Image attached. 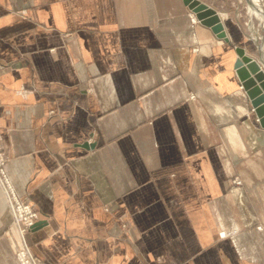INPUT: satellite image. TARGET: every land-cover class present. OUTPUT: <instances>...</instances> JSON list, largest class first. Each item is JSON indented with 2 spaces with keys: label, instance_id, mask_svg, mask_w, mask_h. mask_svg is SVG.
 <instances>
[{
  "label": "crops",
  "instance_id": "0c3cea01",
  "mask_svg": "<svg viewBox=\"0 0 264 264\" xmlns=\"http://www.w3.org/2000/svg\"><path fill=\"white\" fill-rule=\"evenodd\" d=\"M191 12L0 0V133L46 263L264 264V128L234 70L262 37L218 11L226 41ZM18 241L0 185V264Z\"/></svg>",
  "mask_w": 264,
  "mask_h": 264
},
{
  "label": "water",
  "instance_id": "95a60500",
  "mask_svg": "<svg viewBox=\"0 0 264 264\" xmlns=\"http://www.w3.org/2000/svg\"><path fill=\"white\" fill-rule=\"evenodd\" d=\"M247 2L250 5L253 4L251 0H247ZM184 3L196 14L201 24L209 27L217 37L229 41L224 22L215 7L203 0H184ZM262 43L263 38L258 44V57L248 53L243 46H235L237 56L234 62V70L253 112L264 128V55L261 48ZM85 147H95V143H86ZM43 222V220H39L34 227Z\"/></svg>",
  "mask_w": 264,
  "mask_h": 264
},
{
  "label": "built area",
  "instance_id": "2783aa9c",
  "mask_svg": "<svg viewBox=\"0 0 264 264\" xmlns=\"http://www.w3.org/2000/svg\"><path fill=\"white\" fill-rule=\"evenodd\" d=\"M189 15L192 23L198 22V18L194 12H191ZM195 50L197 49L195 48ZM194 97V95H191V98ZM7 161L8 156L3 146L2 134L0 133V185L7 199L11 215V225L16 228L19 235L18 246L15 252L16 259L19 264H48L35 255L27 238L29 231L41 220V212L28 198L22 197L17 192L7 170ZM233 181L237 185L241 184L238 177H234ZM263 228V225H257V229L262 230ZM237 232L236 229H224L220 231L219 235L220 237L231 238L236 245L235 236Z\"/></svg>",
  "mask_w": 264,
  "mask_h": 264
},
{
  "label": "rangeland",
  "instance_id": "374dc122",
  "mask_svg": "<svg viewBox=\"0 0 264 264\" xmlns=\"http://www.w3.org/2000/svg\"><path fill=\"white\" fill-rule=\"evenodd\" d=\"M215 7L224 17L231 20L233 23H236L241 27L243 32H245L246 39H254V35L259 37L264 35V29L262 28V24L260 23V19L252 15V12L249 9L251 6L247 0H203ZM253 1V0H252ZM252 7H260L259 4L255 5L253 1ZM261 9L264 11V0H262ZM261 12V11H259ZM264 13V12H263ZM263 38V37H262ZM255 40V39H254ZM261 42L259 38L257 42V46L253 48L248 46L249 53L255 57H258V44ZM264 46V45H263Z\"/></svg>",
  "mask_w": 264,
  "mask_h": 264
},
{
  "label": "bare ground",
  "instance_id": "6f19581e",
  "mask_svg": "<svg viewBox=\"0 0 264 264\" xmlns=\"http://www.w3.org/2000/svg\"><path fill=\"white\" fill-rule=\"evenodd\" d=\"M253 1L255 2V5L259 4L260 7L259 8L258 7H252L253 4H254L253 3V4H251V6H249V9L252 12V15H254L255 17H258L260 19V23L262 24V26H263L262 28L264 29V13H263L264 11L261 9V4L262 3H260V2H262V0H253ZM259 11H261V12H259ZM262 37H263V43L261 45V48H262V52H263V55H264V46H263L264 45V35H262ZM255 41H256V43L258 42V40H256V39H255ZM222 238H224V237H222Z\"/></svg>",
  "mask_w": 264,
  "mask_h": 264
}]
</instances>
